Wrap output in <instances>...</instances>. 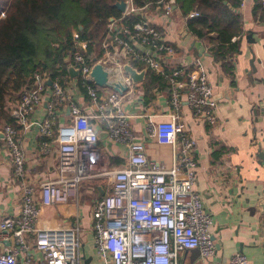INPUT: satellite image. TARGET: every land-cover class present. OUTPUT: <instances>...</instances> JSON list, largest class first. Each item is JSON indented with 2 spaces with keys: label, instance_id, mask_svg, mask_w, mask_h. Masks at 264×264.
Segmentation results:
<instances>
[{
  "label": "built area",
  "instance_id": "2783aa9c",
  "mask_svg": "<svg viewBox=\"0 0 264 264\" xmlns=\"http://www.w3.org/2000/svg\"><path fill=\"white\" fill-rule=\"evenodd\" d=\"M123 1L124 15L138 10L133 0ZM243 1L240 0L241 5ZM257 1L264 7V0ZM173 3L174 0L165 1V14L171 13ZM198 16L197 11H192L184 19ZM110 27L111 31L116 28L113 24ZM117 28L125 35L116 34L104 43L108 50L95 62L104 65L109 80L126 84V91L119 93L92 82L90 73L94 63L86 62L85 43L80 41H75L77 50L71 66L78 70L85 94L95 104L94 113L84 114L79 106L68 101L57 79L49 86L46 118L39 124L41 135L48 138L55 135V112L63 102L68 104L70 122L57 130L54 177L40 182L38 192L25 181V157L17 141V130L10 124L0 129L13 177L21 181L18 214L0 218V264H32L31 246L42 253L43 264H84L80 257L84 227L79 223L78 208L81 193L97 180L108 181L109 192L94 200L88 229L105 264H179V254L185 250L196 248L203 259L215 252L209 230L212 218L194 189L196 141L178 114L185 93L193 115L213 125L216 100L212 86L198 59L193 60L185 75V66L171 70L167 76L172 112L166 119L148 123L147 131L171 144L172 163L166 167L150 160L145 144L136 139L129 115L122 106V100L132 97L134 90L120 61L131 64L133 60L140 61L145 69L163 72L175 49L164 40L160 30L145 20L134 25V33L128 27ZM73 36L77 38V34ZM110 45L115 48L110 50ZM46 77L35 73L34 87L24 91L11 109L17 125L26 127L29 124L26 116L43 102L48 87L44 83ZM90 118L100 119L111 139L127 146V160L122 167L105 166L106 158L99 152L98 133ZM41 145L43 151L48 149L47 142L42 141ZM70 202L77 207L74 224L53 227L37 224L41 207ZM21 252L25 255L19 260ZM227 264H246V256L236 253Z\"/></svg>",
  "mask_w": 264,
  "mask_h": 264
},
{
  "label": "crops",
  "instance_id": "0c3cea01",
  "mask_svg": "<svg viewBox=\"0 0 264 264\" xmlns=\"http://www.w3.org/2000/svg\"><path fill=\"white\" fill-rule=\"evenodd\" d=\"M176 7L173 3L171 13L165 14L163 8L146 4L140 10L142 20L161 31L164 40L175 48L178 63L189 67L193 60H199L216 100V121L209 125L203 117L193 115L185 93L181 96L178 114L196 141L194 189L212 218L209 230L215 252L203 259L198 252L185 250L179 254V264H227L236 253L246 256V264H263L264 159L258 157V150L261 148L264 155V7L257 0H244L242 5L233 8L241 17L240 36L236 37L239 49L227 61L215 57L209 38L188 33L185 19L180 17ZM209 36L213 37V34ZM251 50L254 69L251 67ZM113 76H110L112 80ZM47 86L43 102L26 116L29 124L26 127L16 124L19 127L16 129L17 141L25 157V181L37 192L40 182L54 177L57 147L54 138L58 128L70 122L68 104L63 102L55 112V135L49 138L41 135L39 124L46 118L50 97V85ZM131 86L134 94L123 99L122 106L129 115L132 131L136 139L145 144V153L150 160L170 167L171 144L147 131L148 123L166 119L172 112L168 95L154 88L151 99L145 100L138 83ZM63 90L68 101L79 106L84 114L94 113L95 104L80 91L76 76L64 83ZM99 94L103 95L102 92ZM15 105V100L8 103L10 109ZM89 121L99 135L97 146L106 158L105 166L110 169L122 167L127 160V146L113 141L100 119L90 118ZM42 141L48 143L46 151L41 149ZM20 189L21 181L13 177L10 157L0 135V218L18 214ZM108 192V181L97 180L81 193L79 223L84 231L80 257L84 264H105L96 251L88 227L94 200ZM76 219L77 207L70 202L41 207L37 224L40 227L67 226L74 224ZM29 252L32 264H43L42 253L33 246ZM24 255L19 253V260Z\"/></svg>",
  "mask_w": 264,
  "mask_h": 264
},
{
  "label": "trees",
  "instance_id": "16d2710c",
  "mask_svg": "<svg viewBox=\"0 0 264 264\" xmlns=\"http://www.w3.org/2000/svg\"><path fill=\"white\" fill-rule=\"evenodd\" d=\"M118 1L0 0V128L5 124L19 128L8 103L17 102L24 91L34 87L35 73L46 74L51 82L57 79L64 86L71 77L68 67L77 50L75 41L85 43L83 54L86 62L92 64L108 50L104 43L116 34L125 35L117 27H128L134 33V25L143 19L141 7L151 4L163 8L167 0H133L138 10L126 15L115 6ZM174 3L182 18L192 10L199 13L198 17L185 19L186 30L192 36L209 38L215 57L227 61L238 52L236 37L240 36L241 17L233 8L239 6L240 0H174ZM111 24L116 26L113 31ZM175 54L163 72L146 69L144 79L138 83L145 100L151 99L154 88L169 97L167 75L174 67L184 66L178 63ZM132 64L138 69L145 68L140 61L133 60ZM187 70L185 66L184 75ZM76 80L80 91L85 93L79 74Z\"/></svg>",
  "mask_w": 264,
  "mask_h": 264
},
{
  "label": "water",
  "instance_id": "95a60500",
  "mask_svg": "<svg viewBox=\"0 0 264 264\" xmlns=\"http://www.w3.org/2000/svg\"><path fill=\"white\" fill-rule=\"evenodd\" d=\"M115 6L117 7V9H119L121 12H124L125 10V2L123 0H119L117 3H115ZM112 20V19H111ZM254 40H252L253 42ZM251 53L253 55V52L251 50ZM253 60H254V55L251 58V67L252 69H254L253 67ZM123 73L125 74L127 80L131 83V84H136L141 82L144 79V76L146 74V69H141L138 70L136 67H134L130 62H127L126 64L123 65L122 67ZM68 71L71 77H75L78 75V70L73 68L72 66L68 67ZM92 82L99 86V87H111L112 89L116 90L119 93H122L124 91L127 90V85L126 84H122L119 82H115V81H111L109 80L108 76V72L105 69L104 65L101 63H97L95 62L92 69H91V73H90ZM45 84L47 85H51V79L50 78H46L44 81ZM215 98V96H214ZM1 134V133H0ZM2 136V135H1ZM99 137V135H98ZM263 150H261V148H259L258 150V157L261 159H264V155H263ZM262 196L264 197V190L262 191ZM212 239V237H211ZM217 246V245H216ZM194 252H198V249H191ZM264 264V263H263Z\"/></svg>",
  "mask_w": 264,
  "mask_h": 264
},
{
  "label": "rangeland",
  "instance_id": "374dc122",
  "mask_svg": "<svg viewBox=\"0 0 264 264\" xmlns=\"http://www.w3.org/2000/svg\"><path fill=\"white\" fill-rule=\"evenodd\" d=\"M192 11H193V10H192ZM192 11H190V12H192ZM188 13H189V12H188ZM188 13H187V14H188ZM120 62H121V67H123V65L126 64L128 61H120ZM94 63H95V62H94Z\"/></svg>",
  "mask_w": 264,
  "mask_h": 264
}]
</instances>
